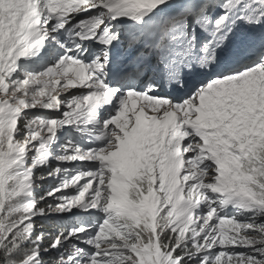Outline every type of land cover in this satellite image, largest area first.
Listing matches in <instances>:
<instances>
[{
	"label": "rangeland",
	"instance_id": "1",
	"mask_svg": "<svg viewBox=\"0 0 264 264\" xmlns=\"http://www.w3.org/2000/svg\"><path fill=\"white\" fill-rule=\"evenodd\" d=\"M111 1L101 4L102 13L104 7H117L132 15L133 7L143 2L169 6L182 0ZM236 1L260 9L263 4L233 0L229 6ZM2 4L0 264L40 262L41 236L34 221L47 214L89 219L84 225L75 219L74 227L53 241V248L65 251L61 264H179L174 249L185 246L203 261L219 253L218 261L230 264H264V164L255 177V171L247 172L255 152L244 161L241 139L247 131L253 145L258 144L257 136L264 140V112L254 101L264 92V73L244 75L239 85L229 91L220 88L218 94L220 127L235 143L231 176H220L214 163L194 168L190 159L197 156L196 150H189L197 145L188 147L189 141L167 161H133L151 142L150 133L139 132L143 122L159 126L170 112L150 98L136 97L134 103L129 96L122 101L125 116L115 119L127 129L125 137L118 147L101 151L91 135L93 113L69 116V109L83 104L77 95L91 81H85L81 64L68 65L57 54L64 42L47 23L40 3L25 16ZM107 157L118 159L121 170L116 176L111 177ZM51 166L57 170L48 173ZM41 167L51 184L45 196L54 203L48 208H39L37 202ZM162 232L170 246L160 243Z\"/></svg>",
	"mask_w": 264,
	"mask_h": 264
},
{
	"label": "trees",
	"instance_id": "2",
	"mask_svg": "<svg viewBox=\"0 0 264 264\" xmlns=\"http://www.w3.org/2000/svg\"><path fill=\"white\" fill-rule=\"evenodd\" d=\"M255 154L250 155V157L254 158V161L251 162L249 165L250 168H248L247 172L249 170L255 171L253 176L255 177L258 171H261V165L264 164V140L261 138L258 141L257 147L254 149ZM258 154V155H256ZM262 158V159H260ZM53 170H57V167L51 166L50 171L48 173H51ZM264 170V168H263ZM40 173L37 174L36 176H41L39 180H36L39 184L37 188V195H38V200L37 202L40 204L39 208H48L53 206V201L51 199H48L46 195V190L48 189L49 186H51L50 181L46 179L47 174H44L45 168L41 167L40 168ZM262 183L264 184V177L261 179ZM44 192V193H42ZM42 193V194H41ZM75 219H78L82 223L86 222V218L79 217H62V215H54V214H47L43 215V217H38L34 221V225H37L39 227V233L38 235L41 236V240L39 241V244L42 246V249H40L39 253H41L40 262L38 264H61V260L59 259L65 251L61 248H53V241L65 231H67L68 227H74L73 222ZM49 238V239H48ZM161 242L162 244H167L170 246L169 239H165V232H162L160 235ZM175 244L172 246L174 247ZM68 250V249H66ZM40 255V254H39ZM174 255L179 258V264H230L226 262L224 259L218 261V256L217 255H211L209 258L210 260H213L212 263L209 261H203L200 259L195 253H191L190 248L185 246L181 249H174ZM196 255V256H195ZM226 256V254H222V257ZM2 259V253L0 252V261ZM203 261V262H202ZM63 264H70L65 261Z\"/></svg>",
	"mask_w": 264,
	"mask_h": 264
},
{
	"label": "bare ground",
	"instance_id": "3",
	"mask_svg": "<svg viewBox=\"0 0 264 264\" xmlns=\"http://www.w3.org/2000/svg\"><path fill=\"white\" fill-rule=\"evenodd\" d=\"M0 13H2L1 9H0ZM72 64H75V63H72ZM242 72H244V71H242ZM219 108H220L219 99L215 96H212L209 98L207 103H205L203 106H201L198 109L197 112H190V111L184 110V111L176 114L175 117L173 115L170 119V124L167 126L169 129L170 136H173L174 133L176 132V130L181 128L182 125H180V124L182 122L183 123L186 122L188 125L196 128V129L202 130V128L206 122L210 121L214 116H217V114L219 112ZM152 124H155V123L151 121L150 124H144V125H142L141 129L148 131V130L153 128ZM208 142L213 146L217 145V141L213 137L209 138Z\"/></svg>",
	"mask_w": 264,
	"mask_h": 264
},
{
	"label": "clouds",
	"instance_id": "4",
	"mask_svg": "<svg viewBox=\"0 0 264 264\" xmlns=\"http://www.w3.org/2000/svg\"><path fill=\"white\" fill-rule=\"evenodd\" d=\"M85 220H86V222L85 223H82L83 225L84 224H88V222H89V219L87 220V218H86Z\"/></svg>",
	"mask_w": 264,
	"mask_h": 264
}]
</instances>
